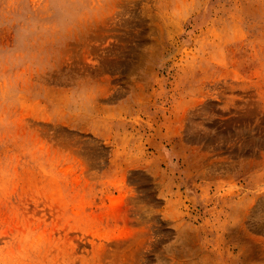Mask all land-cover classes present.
I'll list each match as a JSON object with an SVG mask.
<instances>
[{
    "label": "rangeland",
    "instance_id": "1",
    "mask_svg": "<svg viewBox=\"0 0 264 264\" xmlns=\"http://www.w3.org/2000/svg\"><path fill=\"white\" fill-rule=\"evenodd\" d=\"M35 50L0 104V264H264V0H73Z\"/></svg>",
    "mask_w": 264,
    "mask_h": 264
},
{
    "label": "clouds",
    "instance_id": "2",
    "mask_svg": "<svg viewBox=\"0 0 264 264\" xmlns=\"http://www.w3.org/2000/svg\"><path fill=\"white\" fill-rule=\"evenodd\" d=\"M27 2L14 0L12 11L0 12V29L14 32L13 45L0 47V104L16 89L11 69L34 63L38 59L35 45L51 38L61 25L71 19L73 0H47L49 15L54 17L50 23L32 17L25 7Z\"/></svg>",
    "mask_w": 264,
    "mask_h": 264
}]
</instances>
